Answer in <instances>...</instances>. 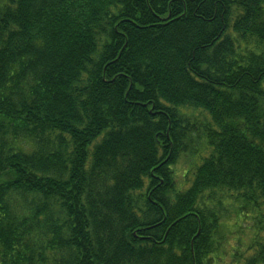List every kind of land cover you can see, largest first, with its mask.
Wrapping results in <instances>:
<instances>
[{"label":"trees","instance_id":"obj_1","mask_svg":"<svg viewBox=\"0 0 264 264\" xmlns=\"http://www.w3.org/2000/svg\"><path fill=\"white\" fill-rule=\"evenodd\" d=\"M0 264H264V0H1Z\"/></svg>","mask_w":264,"mask_h":264},{"label":"rangeland","instance_id":"obj_2","mask_svg":"<svg viewBox=\"0 0 264 264\" xmlns=\"http://www.w3.org/2000/svg\"><path fill=\"white\" fill-rule=\"evenodd\" d=\"M0 2H1V0H0ZM187 163H188L187 159H180V161L176 167L177 168V175L179 176V181L182 180L181 175H182L183 170L186 169ZM245 232H247V231H245Z\"/></svg>","mask_w":264,"mask_h":264}]
</instances>
